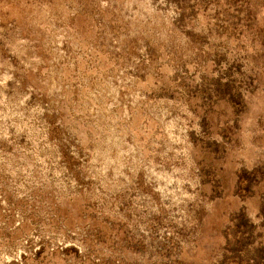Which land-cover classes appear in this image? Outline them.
I'll return each instance as SVG.
<instances>
[{
  "label": "rangeland",
  "instance_id": "1",
  "mask_svg": "<svg viewBox=\"0 0 264 264\" xmlns=\"http://www.w3.org/2000/svg\"><path fill=\"white\" fill-rule=\"evenodd\" d=\"M0 264H264V0H0Z\"/></svg>",
  "mask_w": 264,
  "mask_h": 264
}]
</instances>
